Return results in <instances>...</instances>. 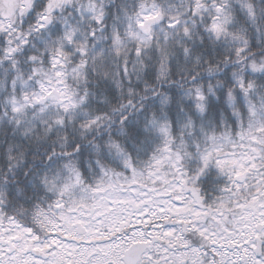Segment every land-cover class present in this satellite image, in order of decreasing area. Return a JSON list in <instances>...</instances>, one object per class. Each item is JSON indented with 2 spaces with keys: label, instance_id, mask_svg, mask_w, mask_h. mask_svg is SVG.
<instances>
[{
  "label": "snow or ice",
  "instance_id": "1",
  "mask_svg": "<svg viewBox=\"0 0 264 264\" xmlns=\"http://www.w3.org/2000/svg\"><path fill=\"white\" fill-rule=\"evenodd\" d=\"M0 264H264V0H0Z\"/></svg>",
  "mask_w": 264,
  "mask_h": 264
}]
</instances>
